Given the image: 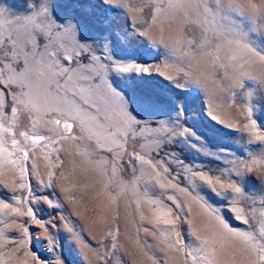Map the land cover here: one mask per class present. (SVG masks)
Returning a JSON list of instances; mask_svg holds the SVG:
<instances>
[{
	"label": "rangeland",
	"instance_id": "374dc122",
	"mask_svg": "<svg viewBox=\"0 0 264 264\" xmlns=\"http://www.w3.org/2000/svg\"><path fill=\"white\" fill-rule=\"evenodd\" d=\"M247 14L0 0V264H264V10ZM130 62L149 73L113 70Z\"/></svg>",
	"mask_w": 264,
	"mask_h": 264
},
{
	"label": "snow or ice",
	"instance_id": "6c2138e0",
	"mask_svg": "<svg viewBox=\"0 0 264 264\" xmlns=\"http://www.w3.org/2000/svg\"><path fill=\"white\" fill-rule=\"evenodd\" d=\"M215 4L217 6L222 5V0H215ZM226 6L227 8L235 13L238 14V16H245V12H247V16L253 17L260 15L261 11L264 10V5L261 6V9H252L249 7V5H245V3L242 2V0H226ZM51 24V22H49ZM67 30H72L71 28H67ZM40 44L44 45L45 47V55H47V45L45 44L43 36L40 37ZM84 51L91 52V48L88 45H84ZM252 49H249L251 51ZM97 58L93 57L89 62H95ZM19 70H23V65L20 64L17 66ZM107 70V69H106ZM113 70L125 73V74H131V73H149V69L147 67H141L139 64L136 63H126V64H116L114 65ZM0 91H4L3 86H0ZM235 192L239 193L240 189L238 187L233 189ZM168 223H172V221H169Z\"/></svg>",
	"mask_w": 264,
	"mask_h": 264
},
{
	"label": "clouds",
	"instance_id": "9594fccd",
	"mask_svg": "<svg viewBox=\"0 0 264 264\" xmlns=\"http://www.w3.org/2000/svg\"><path fill=\"white\" fill-rule=\"evenodd\" d=\"M247 3L249 5V7H251L252 9H256L257 8L256 4L252 3V0H247Z\"/></svg>",
	"mask_w": 264,
	"mask_h": 264
}]
</instances>
